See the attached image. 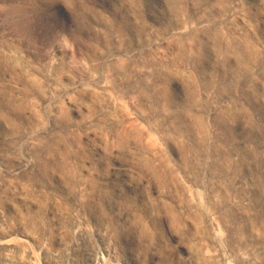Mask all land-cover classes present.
<instances>
[{
	"label": "rangeland",
	"instance_id": "rangeland-1",
	"mask_svg": "<svg viewBox=\"0 0 264 264\" xmlns=\"http://www.w3.org/2000/svg\"><path fill=\"white\" fill-rule=\"evenodd\" d=\"M0 264H264V0H0Z\"/></svg>",
	"mask_w": 264,
	"mask_h": 264
}]
</instances>
